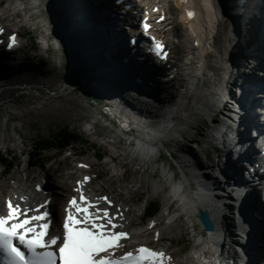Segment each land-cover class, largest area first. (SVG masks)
<instances>
[{
    "label": "bare ground",
    "instance_id": "6f19581e",
    "mask_svg": "<svg viewBox=\"0 0 264 264\" xmlns=\"http://www.w3.org/2000/svg\"><path fill=\"white\" fill-rule=\"evenodd\" d=\"M45 1L23 0L22 3L35 7L40 6L43 2V5L46 4ZM67 1L70 0L50 1L55 6L61 7L65 16L70 18L69 23L72 29L66 30L67 37H71L70 35L79 27L88 30L87 27L92 29L94 26L95 32L98 33L102 46L105 48L101 54L108 56L109 60L113 61L112 52L116 51L123 58L132 59L136 68L142 62L143 65L148 64L151 67L149 69L152 70L154 68L152 66L158 63L149 60L151 53L147 51V47L132 45L130 42V38L134 35H141L136 20L137 15L134 11L139 9L137 0L136 5L130 9H125L123 3L117 4L116 0H84L89 4L86 3L87 8H82L81 3L77 5L83 10L78 13L71 10ZM172 1L159 0V3H164L169 7L171 22L167 26L175 22H180L184 26L182 37L187 45L180 49L187 51L189 58L182 64L179 63L180 61H175L173 64L175 76L172 75L170 81L174 78L178 82L181 80V86L184 88L176 101L166 107L161 117L155 120L153 119L155 115L153 106L130 102L121 93H115L109 89L105 83L104 85L97 84L95 89L107 98L109 115L118 123L120 131L133 135L136 145L131 147L128 152L131 158L133 157V160L137 158L138 165L144 168L140 175V181L146 184L150 193L157 192L159 188L150 177L149 165L157 159L160 148L172 142V147L183 153L182 160L179 162L183 173L182 180L176 181L174 174L170 170L164 169L163 175L168 179L172 178H170L172 189L160 218L154 219L159 235L176 234L175 231L179 228L177 221L183 213L190 215L194 222L192 226L196 231V224L199 221L197 214L201 209L209 212L210 219L214 224L213 231H206L204 234L202 227L198 230L199 237L195 241L193 251L187 254V257L183 258L184 260L178 259L179 257L177 258L175 253L169 251L161 259L162 264H226L227 262L232 264L234 260L235 264H264V205L260 200L259 192L261 190L258 182L260 179L258 177L260 175L258 171L260 154L256 146L253 145L254 132L257 134L264 130L261 123L262 117H260L264 107V0H227L225 1L227 11L225 16H221V19L214 9L218 3L216 0H186L185 4L181 0H174L175 8L170 6ZM110 2L112 3L110 4ZM183 5L188 9H195L196 17L192 21L188 20L191 17L189 16V18L186 13H183L182 17L179 13L174 16ZM9 11L10 13H8ZM11 11V8L7 6L4 14L20 16L21 21L23 20L20 10L17 9L14 13ZM25 15H27L26 12ZM6 18L4 20H8L10 23L14 22L13 18L12 20ZM218 20H220L219 25L222 31H216L215 21ZM26 21L30 25L28 15ZM48 39L46 37V40ZM188 41H190L189 44ZM225 42L229 48L234 46L240 48L228 59L227 63L224 62ZM225 54H229V52H225ZM151 56L158 59L153 53ZM185 66L190 69L189 72L185 71ZM136 72L139 73V69H136ZM217 82L222 85V87H218L220 92L224 90L228 82L235 85V91L236 85L240 86L246 83V92L240 98L241 105L243 103L246 105L242 113H238L240 119L235 120L242 123L238 130L241 135L239 137L236 135L227 145L224 159L222 157L210 165L205 163L200 156L199 159L197 158L194 147L212 142V139H217L222 134L220 120L225 117L224 112L227 111L231 98L229 100L220 98L215 92ZM233 86L229 85L232 90ZM17 132L22 140L21 144H24V135L19 130ZM117 142H119V138H117ZM111 159L116 160L117 157ZM82 162L93 166L91 161ZM103 166L109 169L108 162L104 161ZM210 169L213 171L211 172ZM46 170H43V174ZM217 170L224 176L219 178ZM83 172L88 173L87 170ZM43 174L41 177L45 179ZM120 177L121 175L115 173L109 178L115 182L120 180ZM76 185L67 179L53 183L48 180L46 188L53 197L51 208L55 215L59 213L60 205L65 204L69 194L74 192ZM186 186L188 189H185ZM4 187L6 189L12 186L7 182H0V201L5 193ZM236 189L239 191L233 195ZM222 191H229L232 200H235L234 196L235 198H244L243 216L237 215V208L234 212L235 207L230 203L231 199L227 204L230 196H226ZM91 194L94 197H102L95 194L94 190ZM120 194L123 195V193ZM16 195L19 199L25 196L19 191H16ZM101 203L110 210L111 215L116 214L119 210L115 218L120 223V231L129 230L132 236L142 233L145 236L151 234L149 228L142 232L132 231L141 225L142 215L129 203L118 204L117 201H114V205L112 202L111 205L103 203V201ZM232 215H237L235 220L238 222V230L236 231ZM161 217L164 218V222L160 225ZM184 224L190 226L188 221ZM241 242H245V252L237 253L234 247L241 246ZM139 243H145V241ZM139 243H128L125 250Z\"/></svg>",
    "mask_w": 264,
    "mask_h": 264
},
{
    "label": "rangeland",
    "instance_id": "374dc122",
    "mask_svg": "<svg viewBox=\"0 0 264 264\" xmlns=\"http://www.w3.org/2000/svg\"><path fill=\"white\" fill-rule=\"evenodd\" d=\"M18 1L0 0L1 15L6 16L10 13L9 11L4 14L7 6L11 8V13H14L19 4ZM50 1L46 0V4L43 5V2L42 6L33 7L34 9L37 8L39 13L34 10V13L37 14H32L28 28L22 25L24 21H21L18 16L11 14L7 16L11 20L14 19L13 24L5 20L7 23L12 24L7 33L21 27V45L11 52L5 48L7 39L0 45V173L9 168L10 162H13L14 166L10 171V175H4V178L0 175V180L9 183L10 179L17 176L23 177L24 175L19 174L18 170V159L16 157L18 148L16 150L11 148L12 150L7 151L9 147H14L13 144L16 142L14 136L19 135L18 130L24 135V144H21V147H26V150L29 151L32 150L34 141L50 139L59 131L75 133L80 137L79 141L71 143V145L64 148V151L45 150L42 156L30 165L33 168L32 174L38 176L41 172L43 173L44 169H47L45 177L52 183L67 179L73 184L72 180H74V176L77 175L78 171L74 167L76 165L74 159L84 162L91 161L93 171L91 170L90 174L94 179L91 188L102 190L104 194L111 193L123 202H119L120 204L129 203L132 208L134 207L142 215L141 225L132 230L133 232L150 229L149 221L145 220L148 207H151L153 202H158L161 210L154 217L160 218L172 189V178L168 179L163 175L164 169L170 170L176 181L182 180L183 173L179 162L182 160L183 153L173 148L172 142L165 146L168 150L167 155H164L162 147L160 148V156L158 154L157 159L149 165L150 177L159 188L157 192L150 193L146 184L140 181V175L143 173L144 168H141V165H138L137 158L133 160L128 152L131 147L136 145L133 135L120 131L118 123L109 117L110 115H106V111L109 110L107 98L101 93V97L104 96L106 99H99V96L91 87L92 83L96 86L97 84L104 85V83L110 85L109 89H112L115 93H121L130 102L153 106L155 109L153 119H158L161 117L163 110L175 102L184 89L181 86V80L178 82L174 78L170 81L175 76V73H173L175 71L174 62L180 61L179 63L182 64V62L189 60L188 52L180 49V47L187 45L182 37L184 26L180 22H175V26L171 24L167 27L170 31L165 32L164 35L173 46L172 56L166 63L162 62L158 66H152V68L154 67L152 70H150L151 67L148 64L146 66L142 62L136 68V64L132 59H125L116 51L115 53L112 52L113 61L109 60L108 56L101 54L105 48L102 46L101 39L97 34L95 44L99 42V46L96 50L98 51V59H95V62L106 64L109 70L116 68L121 73L122 79H128L131 82L139 79L137 81L142 86L141 92L136 90L134 83L124 84V80L120 76V79L117 78L120 81L107 77L106 79L99 78L96 82L94 71L83 69L76 64L71 72V80L69 84H66L70 58L66 44L68 42L74 51L79 47L76 45L77 42L67 37L63 31L66 25L61 17L64 16L65 19L69 17L65 16L66 14L61 7L55 6ZM216 1L218 3L214 6V9L221 19V16H225L227 11V5L225 6L227 0ZM84 3L86 4V2ZM174 4L171 2L170 6L175 8ZM45 9L49 11L46 12ZM62 11L63 14L60 17L59 13ZM25 19L27 20V15H25ZM219 22L220 20L215 21L216 31H222ZM42 25L46 28L45 31H42ZM94 28L93 26V30H95ZM46 37L49 39L46 40ZM189 43L190 41H188ZM81 52L84 53V50H81ZM85 54L88 55L86 52ZM149 58L152 62L157 61L151 54H149ZM136 69H139V73L136 72ZM34 70L37 71L32 72ZM185 71L189 72L190 69L185 66ZM86 75L91 78H87ZM123 99L125 100V98ZM117 135L119 137H116ZM117 138H119V142L116 143ZM20 141L22 140L20 139L18 142ZM184 149L186 148L184 147ZM194 152L198 159L200 156L205 163L210 165L214 161H218L220 156L224 159V153L219 154L218 151L214 150L211 142L204 143L202 146L196 145ZM74 156L76 157L73 158ZM112 157H117V159L112 160ZM104 161L108 162L109 169L103 166ZM115 173L121 175V177L120 180L113 182L110 178ZM186 188L188 189V186ZM6 190L9 191L8 187ZM120 193H123V195ZM186 221L190 223V226L184 224ZM163 222L164 218L161 217L159 224L161 225ZM177 222L179 228L175 231L176 234L165 233L160 236L163 239L162 241H159L157 233L152 234V231L151 234H146L148 237L145 234L142 235L143 233L135 235L134 241L135 243L145 241L168 246L177 258L179 257L178 259L184 260L187 254L193 251L195 241L199 237L198 230L202 227V224L198 221L196 224L197 230L195 231L192 226L194 224L192 218L185 213ZM205 232L204 230L203 233L205 234Z\"/></svg>",
    "mask_w": 264,
    "mask_h": 264
},
{
    "label": "snow or ice",
    "instance_id": "6c2138e0",
    "mask_svg": "<svg viewBox=\"0 0 264 264\" xmlns=\"http://www.w3.org/2000/svg\"><path fill=\"white\" fill-rule=\"evenodd\" d=\"M191 17L193 14L188 13ZM163 19V17H161ZM144 28L148 25L145 23ZM2 31V30H0ZM15 37H10L14 41ZM9 44V48H11ZM157 54L163 46L159 43L155 45ZM85 181L90 179L84 178ZM79 184V182H77ZM100 199L107 201L106 197ZM79 200L87 203V198L81 193ZM111 205V201H107ZM69 205L74 206L77 213H83V227H76L79 223L75 215L69 211L63 220V242L59 245V264H162L163 253L153 251L146 247H140L137 254L126 252L118 258H110L111 252L121 245L118 241L126 238L127 233L113 231L117 225L112 223L116 214L110 215L108 208L97 209V214L90 218L88 207H82L73 197L69 200ZM93 207H95L93 205ZM30 210H21L19 204L13 205L7 202V214L0 215V252L4 254L6 264H57V253L51 250V246L57 244L55 236L45 240L49 224L44 221L49 214L44 212L39 215L29 216ZM102 214V216H101ZM106 221L111 225L107 230L101 231L105 227L102 222ZM91 225V227H89ZM23 249H26L27 254ZM107 253L104 256L99 253Z\"/></svg>",
    "mask_w": 264,
    "mask_h": 264
},
{
    "label": "water",
    "instance_id": "95a60500",
    "mask_svg": "<svg viewBox=\"0 0 264 264\" xmlns=\"http://www.w3.org/2000/svg\"><path fill=\"white\" fill-rule=\"evenodd\" d=\"M74 1L75 0H70L69 2L68 1L67 2H68V4H70L71 10L72 11L74 10L76 13H78L80 11L83 12L82 8L83 7L87 8V6H88L87 4H89L88 2H86L87 4L85 5L84 0H79V1L76 0L75 2ZM73 2H74V4H73ZM80 3L82 4V8H79V6H77ZM47 8H48V6H47ZM47 10H46V12H47ZM62 14H63V11L59 13V16L61 17ZM74 15H75V13H74ZM62 17H64V16H62ZM62 17H61V19H63L65 21V25H66V27L63 28V31L66 33V30L72 29V26L69 23L70 18L65 19V17L64 18H62ZM87 29L88 30H84V28L79 27L78 30H75L72 34L70 33L71 34L70 38H72L73 41L77 42L76 45H78L79 49H75V51H74L73 49H71L68 42L66 44V46H67L66 49H67L68 53H70V58H69V65H68V72H67V81L65 83L69 84V82L71 80V78H70L71 72L74 69L75 64L79 65L83 69H88V70L90 69V70L94 71V74H95L94 76L96 78V82H98V77H102L104 79H106L108 77L110 79H115V81H118L120 79L119 78V76H120L122 79V76L120 75L121 73H119L116 68L109 70L108 66L106 64H99V63L95 62V59H98L97 58L98 51H96V49L99 46V42H97V44H95V38L98 36L97 35L98 33L95 32V30H93V27H92V29L87 27ZM81 50H84V53L81 52ZM85 52L88 55H86ZM86 77L91 78L89 75L88 76L86 75ZM117 78H119V79H117ZM122 80H124V84H128V83L133 84L134 83V85H136L135 86L136 90L141 92L142 86L139 83V81H137L139 79H137V80L135 79V80H133V82L129 81L128 79H122ZM108 82H110V81H108ZM109 86L110 85H107L108 88H110ZM95 87H96V84L92 83L91 89L96 92V94L99 96L98 98L99 99H106V98H104V96L101 97L102 94L98 93V91L95 89ZM52 94H54V93H52ZM106 115H109V110L106 111ZM198 217H199L198 218L199 222L202 224V227L206 231L210 232V231L214 230V224L212 223V221L210 219L211 217H210L208 211L201 209L198 213Z\"/></svg>",
    "mask_w": 264,
    "mask_h": 264
},
{
    "label": "trees",
    "instance_id": "16d2710c",
    "mask_svg": "<svg viewBox=\"0 0 264 264\" xmlns=\"http://www.w3.org/2000/svg\"><path fill=\"white\" fill-rule=\"evenodd\" d=\"M37 70H34L32 72H35ZM80 137L77 136L75 133H66L63 131L57 132L55 135H53L50 139H39L37 141H34L33 145V159L34 161H37L40 156L44 153L45 150H57L61 151L64 150L65 147L68 145H71V143L79 141ZM11 166H13V162H11ZM160 204L158 202H153L151 204V207L149 208L150 214H156L160 210Z\"/></svg>",
    "mask_w": 264,
    "mask_h": 264
}]
</instances>
